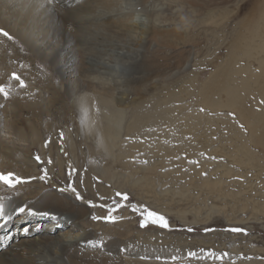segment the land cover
<instances>
[{
    "label": "bare ground",
    "instance_id": "6f19581e",
    "mask_svg": "<svg viewBox=\"0 0 264 264\" xmlns=\"http://www.w3.org/2000/svg\"><path fill=\"white\" fill-rule=\"evenodd\" d=\"M134 3L146 15V0H0V29L25 47L24 61L37 59L57 76L59 92L78 117L74 129L65 126L61 142L58 128L16 117L10 103L0 107V172L32 178L15 189L0 183V202L11 216L6 224L0 218V264H155L146 262L141 249L117 257L113 247L100 243L110 234L114 242L135 235L127 231L132 222L124 209L121 223L92 219L107 215L91 206L106 204L104 194L112 195L105 184L122 183L140 202L183 223L189 215L197 220L215 211L229 225L264 221V3L242 22L225 57L204 79L206 68L194 70L199 58L191 62L182 52L162 56L152 44L147 47L168 36L161 34L154 12L147 13L150 28L135 26L136 8L127 7ZM2 40L0 84L4 79L12 84L14 63ZM20 67L23 77L31 76L30 65ZM41 86L19 89L18 105L49 95V86ZM44 100L31 103L40 108L29 112L48 116ZM48 136L52 146L46 148ZM37 152L45 165L37 164ZM76 156L103 182L86 176L81 199L65 186L71 177L65 170L76 167ZM21 205L48 215H17L14 209ZM223 259L218 263L239 261Z\"/></svg>",
    "mask_w": 264,
    "mask_h": 264
},
{
    "label": "rangeland",
    "instance_id": "374dc122",
    "mask_svg": "<svg viewBox=\"0 0 264 264\" xmlns=\"http://www.w3.org/2000/svg\"><path fill=\"white\" fill-rule=\"evenodd\" d=\"M261 2L264 3V0H146V15L143 12H141L142 11L141 7L138 4L134 3L127 7L130 8L133 6V9L136 8L135 9L136 14H134V17L132 18V22L135 26H139L146 29L152 26L153 20L151 16L149 17L147 15L148 11L150 13L154 12L155 13L154 15L159 17V21L161 23L158 21L157 23L159 24V27L162 29V30L160 29V31L162 32L161 34H164L168 37H166L165 39H161L162 41L159 40L158 44L156 45H153V43L150 42L149 46L146 45L148 48L153 46L152 47L153 48L152 50H154L153 52L157 50V52L159 51V54H161L162 56H166L168 53H172V52H182L183 55L187 57L189 60L192 58L191 62L199 58L198 64H195L194 70L197 71V69L206 68V72H204L201 77V79H204L208 75L209 71H211L212 65H216L217 62H219V60L225 57L227 48L230 42L235 37V35L238 33V30L242 25V22L245 20H250L252 19V17L254 18L257 15L259 7L262 5ZM3 38L5 40L2 41L6 42V43L4 42L5 46L3 45L5 47V50L7 51L5 52L7 54H9L10 52V54L13 56L12 57L10 55L11 56L10 58L14 63L13 72L14 73L18 72L19 74L18 73L16 74L21 79L24 78L22 80L25 81V83L27 82L26 84L37 83V86L39 87H42L41 85L43 84L48 85L49 86L48 90L50 92L49 95L46 92H44L43 95L41 96L43 97V99L41 97H40L41 99L38 97V101L36 98L31 97L32 98L31 99L28 96L27 97L30 100L29 99L25 101L23 99L20 100L25 104H27L26 101L28 102L31 101L29 102L30 105L29 103L27 104L29 107L33 106L31 103H40V101L44 99L47 102H49L48 116L46 114L42 116L36 115V113L34 114V112L36 110H39L40 107L29 108L27 105H25L26 106L25 107L23 103H22L23 106L21 104H20L21 106L18 105L16 100L17 97L19 98L20 96L18 91H20L19 89H21V91H26V88L25 87L21 88L20 83H18L19 80H15L12 75L11 76L12 80L14 79L13 80L14 84L12 81L13 85L9 82V80L6 79L1 81L3 83L2 85L0 84V86H3L5 91L8 93L7 99H5L2 94H0V98H2L5 101V104L7 103L6 105L4 104L5 106H3V108H5L6 106L8 107V104L10 103V105L13 108H15L14 110L18 111L19 114L15 111L14 113L12 111L13 108L10 107V109H12L11 110L12 112L10 111V119L12 118L15 119L16 117L22 115L24 119L30 120L32 122L34 121L33 125L36 126H38L36 124L37 121L41 124V122L39 121L40 119L42 121V124L44 123L45 125H47L46 124L47 122L52 127L58 128L56 139L60 140L61 142L64 141L66 138L65 129H67L65 128V126L67 125L68 127L69 124H72L73 126L72 125L69 126H72L74 129V127L77 126L76 121H78V117L75 111L71 109L69 99L66 96H64L62 92H59V88L61 86L60 84L62 82L58 81L59 79L56 78L57 76L54 75L49 69H47L46 65H44L41 61L37 59H35L33 62L31 60H28L27 62L24 61L23 57H25V55L28 54L26 53L25 47L22 44H20L17 40L10 41L5 37ZM161 42H165V43H162L161 46L160 45ZM8 44L10 46H8ZM150 44H152V46ZM7 47H9V49ZM12 53H14V55ZM19 60L20 61L23 60V61L20 62ZM22 62H25L26 64L28 62L30 63L26 65L25 63ZM15 65L17 67H19V65L20 66L22 65V67H20L21 69H23L24 67L25 69H28L27 67H29L30 65L31 68L29 67L28 71L30 72V74L32 73L31 76L29 75L27 78L23 77L20 74V69L16 68ZM14 69H16V71ZM203 71L204 69L200 73H202ZM33 72L37 74L35 75ZM33 75H35V77H33ZM30 78L32 81L33 80L34 81L32 82ZM165 78L169 79V81L166 83L172 82L170 81V78H172L173 80V77H170L169 74ZM17 83L19 86L18 85L16 86ZM55 83H58V85L57 84L55 85ZM11 86L14 87L16 86L15 87L16 89H14V87ZM12 100H14V102ZM50 102H51V106H50ZM17 106L18 108L20 107L19 110L17 109ZM60 107L64 108L66 111L64 112V109L61 110ZM25 108L26 109L28 108V110H26ZM29 110L32 111L34 110L33 114L35 116H38L36 121L35 119H33L34 115L32 114V111L29 112ZM67 112L70 116L68 114H65ZM12 113H14L16 117H14L15 115ZM30 115L33 118H31ZM74 118L76 119V121L74 120ZM69 120H71V122H69ZM72 127H71V131H72ZM60 133H63V140H61ZM51 142H52V137L48 136V139L44 143L45 145L46 144L49 145L46 146V148L52 146ZM36 154H37L36 156L40 157V154L38 152ZM76 158H77L75 165L76 167L73 168L76 171L73 172L72 169L68 171L65 170L66 173L65 175H68L69 177L71 176L70 180L65 183V186L67 188L73 186L76 188L77 191H79L78 193H82L87 188L86 185L84 184V179L89 174H92L93 177H96L95 180L97 184L103 183L101 182V179L98 175L91 173V170L88 168V166L83 165V163L80 161V158L78 156H76ZM36 162L41 166L45 165V161L42 160L41 157L40 160L39 161L36 160ZM105 186L112 188L111 189L112 195L109 193L111 195V198L109 197V194H104L106 196L104 197V202H106V204L108 203L107 205L109 206L113 204L114 200L120 201V197L116 196L117 192L126 193L129 196V200L127 202H124L126 204V207L123 209L128 213L129 219H131L130 222H132V224H129L130 226L127 229V231L131 233L133 232V234L135 235L128 240L117 239L116 242H114L115 238L114 235L112 234H110L106 238L100 239L101 244L106 243L108 247H113L117 257H120V255H122L123 253L129 252L128 254H134V253L142 252L141 250H143L145 252L144 254H145L146 262H151L155 264H178V263L179 264H186V263L187 264H200V263L217 264L218 261H220V259L218 260L216 257L219 256H223V258H229V257L238 258L236 259L239 260L238 262H236L237 264L243 263L241 262L239 257L241 259L243 258L242 261H244L246 264H248V262L251 261L252 264H264V223H263L264 221H262L261 223L249 222L240 225L239 224L229 225L228 222H226L222 217H220L222 216L221 213L215 211V212H206L205 214L203 213L202 215L204 216L200 214V217H198L197 220L189 215L186 217V222L183 223L180 220V218L176 219L175 216L170 213L161 212V214L165 216L169 222L170 225L169 229H161L156 226H148L145 228H141L139 226L140 217L138 213H133L131 211L132 204H137V205L140 204L143 206H147L149 210L157 211V213H159L160 211L150 207L147 204L145 205V203L140 202L136 196H134L132 193L128 191V187H124L122 183L118 184V186H116L115 188L110 184H105ZM87 196L90 197V195ZM123 209L119 210L117 213L114 214L119 217H122L121 213L123 212ZM94 221L98 223L99 222L109 223L102 219L94 220ZM122 221L123 219L117 220L118 223H121ZM189 228L192 229V231H188ZM232 228H239L242 229L243 231L232 232L229 230ZM231 235L233 236L235 235V237L231 238L232 237ZM140 236L146 237V240L138 239ZM181 240L184 242V244L183 242H181ZM234 243L237 244V246L239 247H236L237 248L236 250L231 251L229 247L232 246ZM191 252H194L196 255L189 256V253ZM225 253H227V255H224ZM173 257H175V260L172 259ZM229 259H223V260L230 261L231 259L230 260ZM250 259L251 261L246 262V260H250Z\"/></svg>",
    "mask_w": 264,
    "mask_h": 264
},
{
    "label": "snow or ice",
    "instance_id": "6c2138e0",
    "mask_svg": "<svg viewBox=\"0 0 264 264\" xmlns=\"http://www.w3.org/2000/svg\"><path fill=\"white\" fill-rule=\"evenodd\" d=\"M56 2H58V0H56ZM0 36H3L10 41L13 40V37L7 31H4L3 29H0ZM12 75H13L14 79L19 80L21 88L26 86L24 81L16 73H13ZM0 94H2L5 99L8 98V93L5 91L3 86H0ZM261 103H264V101H261ZM0 107H3V105H0ZM60 137H61V140H63V133H60ZM46 146H47V144H46ZM35 159L39 161L40 157L36 156ZM50 162L51 161H49V163ZM193 163H195V162L193 161ZM72 171L75 172L76 170L72 169ZM46 177H47V172L44 171V173L40 177V179L45 180ZM31 179L32 178L26 179V178L20 177L19 175L15 174L14 172H8V173L0 172V183L5 185L9 189H15L18 185L31 182ZM60 190L64 191L65 189H60ZM69 190L76 194L77 199H81V196L79 195V193L77 192L75 187L70 186ZM116 196L120 197V201L114 200L113 204L111 206H109L107 204L91 205V202H89L91 206H93V207L98 206V207L106 209V211H107V215H105L103 217L93 216L92 219H94V220H101L102 219L106 222L113 223V224L116 223L118 219H122V217H119V216L115 215L114 213H117L119 210L126 207V204L124 202H127L129 200V196L126 193H120V192H117ZM2 199L3 198H0V200H2ZM14 211L17 213V215H22L25 213L29 216L48 215V213L39 212L37 210H34V209L29 208V207L24 206V205L16 207L14 209ZM131 211L133 213H138V215L140 217L139 226L141 228H145L148 226H156V227L161 228V229H169L170 228L169 222L165 216L157 213L156 211L149 210L147 208V206L132 204ZM0 218L5 219V224L10 222V220H11V216H6L5 205L2 202H0ZM0 226H2V225H0ZM229 230L232 232L243 231L242 229H239V228H232ZM188 231H192V229L189 228ZM24 232L27 233L28 229L25 228ZM195 255L196 254L194 252L189 253V256H195ZM224 255H227V253H225ZM216 258L217 259H223V256H219ZM172 259L175 260V257H173Z\"/></svg>",
    "mask_w": 264,
    "mask_h": 264
}]
</instances>
